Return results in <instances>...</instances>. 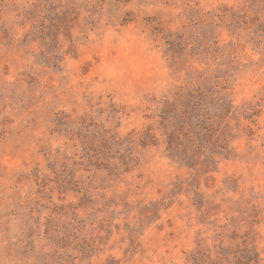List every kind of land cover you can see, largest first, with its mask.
<instances>
[{"label": "rangeland", "instance_id": "obj_1", "mask_svg": "<svg viewBox=\"0 0 264 264\" xmlns=\"http://www.w3.org/2000/svg\"><path fill=\"white\" fill-rule=\"evenodd\" d=\"M246 247L264 264V0H0V264Z\"/></svg>", "mask_w": 264, "mask_h": 264}, {"label": "trees", "instance_id": "obj_2", "mask_svg": "<svg viewBox=\"0 0 264 264\" xmlns=\"http://www.w3.org/2000/svg\"><path fill=\"white\" fill-rule=\"evenodd\" d=\"M179 119H181V116L180 117H177V118H174V120H172V123L174 124V126L173 127H175L176 128V130H177V128L180 126V122L182 121V120H179ZM182 123L184 124V123H187V122H185V121H182ZM174 135H171L170 137H173ZM175 141V140H174ZM172 147H174V152H177V149H178V147H177V142H174L173 143V140H172V145H171ZM177 148H176V147ZM172 155H173V153H172ZM245 251H246V253L248 254V256L249 257H243V255L241 254L240 256H241V258L239 259L238 258V263L240 264V263H242V261L243 260H247L248 262H250V263H254V264H259V261L258 260H256V257L254 256V252L252 251V250H250L248 247H246L245 248ZM255 258V259H254ZM196 258L194 257V256H189L188 257V259H187V261L189 262V263H195L196 262V260H195ZM217 264V263H216Z\"/></svg>", "mask_w": 264, "mask_h": 264}]
</instances>
